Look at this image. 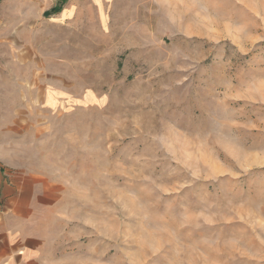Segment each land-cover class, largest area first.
Returning <instances> with one entry per match:
<instances>
[{
    "label": "rangeland",
    "instance_id": "374dc122",
    "mask_svg": "<svg viewBox=\"0 0 264 264\" xmlns=\"http://www.w3.org/2000/svg\"><path fill=\"white\" fill-rule=\"evenodd\" d=\"M1 128L57 264H264V0H0Z\"/></svg>",
    "mask_w": 264,
    "mask_h": 264
},
{
    "label": "crops",
    "instance_id": "0c3cea01",
    "mask_svg": "<svg viewBox=\"0 0 264 264\" xmlns=\"http://www.w3.org/2000/svg\"><path fill=\"white\" fill-rule=\"evenodd\" d=\"M0 132H5V128ZM12 155L11 142L3 134L0 137V264H57L61 261L57 254L58 251L61 254L62 248L54 241L50 221L62 203L61 181L14 165Z\"/></svg>",
    "mask_w": 264,
    "mask_h": 264
}]
</instances>
